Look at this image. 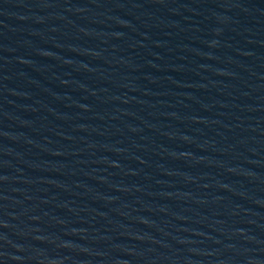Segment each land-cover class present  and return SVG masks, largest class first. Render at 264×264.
<instances>
[{
	"label": "water",
	"instance_id": "obj_1",
	"mask_svg": "<svg viewBox=\"0 0 264 264\" xmlns=\"http://www.w3.org/2000/svg\"><path fill=\"white\" fill-rule=\"evenodd\" d=\"M0 264H264V0H0Z\"/></svg>",
	"mask_w": 264,
	"mask_h": 264
}]
</instances>
